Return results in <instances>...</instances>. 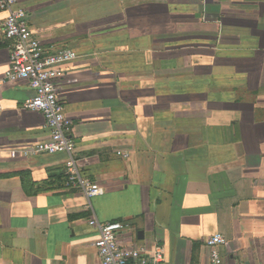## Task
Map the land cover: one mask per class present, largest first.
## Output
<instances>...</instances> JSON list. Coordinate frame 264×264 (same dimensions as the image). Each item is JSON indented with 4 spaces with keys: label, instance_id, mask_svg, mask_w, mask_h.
I'll return each instance as SVG.
<instances>
[{
    "label": "crops",
    "instance_id": "crops-1",
    "mask_svg": "<svg viewBox=\"0 0 264 264\" xmlns=\"http://www.w3.org/2000/svg\"><path fill=\"white\" fill-rule=\"evenodd\" d=\"M45 47H68L58 94L104 193L65 186L24 80L9 82L0 10V264H100L89 220L164 264H264V0H18ZM118 151L129 153L125 158Z\"/></svg>",
    "mask_w": 264,
    "mask_h": 264
},
{
    "label": "built area",
    "instance_id": "built-area-1",
    "mask_svg": "<svg viewBox=\"0 0 264 264\" xmlns=\"http://www.w3.org/2000/svg\"><path fill=\"white\" fill-rule=\"evenodd\" d=\"M0 10L7 13L3 29L11 56L6 80H24L29 83L34 96L26 100L22 107L41 112L50 132L47 139L38 142L26 154H66L68 160L65 186L79 190L89 198L101 195L104 188L85 175L81 159L76 155L77 142L73 135V121L66 114L58 94L59 78L65 74L63 67L76 60L77 53L68 47H45L31 29L28 12L19 5L18 0H0ZM118 154L129 157L128 152L118 151ZM89 224L99 233L95 246L100 256V264L165 263V253L159 245L147 249L121 243V234L129 224L120 221L100 222L96 218H91ZM225 243L226 237L220 233L206 240L210 248V264H235L226 261L220 253V246Z\"/></svg>",
    "mask_w": 264,
    "mask_h": 264
}]
</instances>
